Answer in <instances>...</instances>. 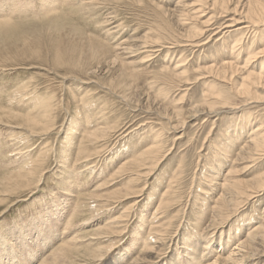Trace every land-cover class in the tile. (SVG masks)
Masks as SVG:
<instances>
[{
	"label": "rangeland",
	"instance_id": "1",
	"mask_svg": "<svg viewBox=\"0 0 264 264\" xmlns=\"http://www.w3.org/2000/svg\"><path fill=\"white\" fill-rule=\"evenodd\" d=\"M59 1L47 13V0H0V17L11 14L6 24L0 18V176L40 154L44 169L39 182L8 193L1 176L0 225L30 219L53 201L64 206L72 197L77 211L62 235L77 237L81 247L73 264H208L231 251L234 258L218 264H264V240L238 246L264 224V188L215 209L227 178L252 190L264 184L254 180L264 172V152L247 151L252 132L264 125V89L247 95L234 86L256 71L264 54L246 67L247 46L232 53L229 44L238 36H223L233 28L220 27L241 16L242 1L204 0L198 18L185 4L193 0ZM202 25L204 33L194 36ZM261 37L246 44L263 49ZM223 61L246 68L231 79L205 68ZM40 101L51 105L48 130L31 124ZM71 123L79 126L72 149L66 140ZM95 129L98 136L84 139L89 147L79 156L82 138ZM157 144L158 163L143 167L131 184L129 171L117 172ZM171 183L170 207L160 213L155 209ZM116 219L115 231L102 232L100 226ZM163 223L167 229L151 232ZM140 234L150 253L145 242L134 244ZM100 247V257L89 252ZM127 247L129 254L118 259Z\"/></svg>",
	"mask_w": 264,
	"mask_h": 264
},
{
	"label": "bare ground",
	"instance_id": "2",
	"mask_svg": "<svg viewBox=\"0 0 264 264\" xmlns=\"http://www.w3.org/2000/svg\"><path fill=\"white\" fill-rule=\"evenodd\" d=\"M241 1H242V4H241L240 8L238 9V12L241 14V16L231 17L230 19L221 23L220 27H222V28H233L231 30H226L225 32H223V36H227L233 32H234V34H236L238 36V37H235V39L232 43H230V42H229L230 44L228 43L230 45L231 51H232V53H236L238 51L241 53L242 50H245V48H246L245 46H247V48H246L247 52H246V55H244L245 58L243 57L245 59L244 65L246 67H249V66L252 67V65H254V62H256V58L261 57L264 54V48L263 49L257 48V50L252 49L251 46H253V44L251 46L247 45L246 41H247V39H249L252 41V43H255L256 40H260V38L262 39L261 36H264V0H239V3ZM59 2H61V0ZM64 2H63V4H64ZM47 3H49V4L47 5V9L45 12H47V13L55 12V9L57 7L56 0H54V1L53 0H47ZM18 4H19V2H18ZM185 4L186 5L189 4L188 5L189 7L193 5L191 8L192 11H190V9L188 10L189 12H191L193 14V16H192L193 18H195V17L198 18L199 16H203L201 14H203V12L205 11L204 6L206 4V3L204 4V0H193L192 2L185 3ZM16 7H17V5H16ZM45 12H44V14H45ZM0 13H1V11H0ZM217 13L220 14V12H217ZM7 15H8V17H7ZM213 15H211L209 18H207V20H205V23L211 22L213 20V17H214ZM2 16L0 18L4 21H2L1 24L8 23V21L6 22V20L10 21V18H11L10 13H7L6 15L3 14ZM185 18L188 19L186 16H185ZM189 19H192V18H189ZM222 19H223V17H222ZM205 27H207V25H205V26L202 25L199 28L195 27L197 30L193 31L194 36L199 35L201 32L204 33ZM220 32H222V31H220ZM230 37H228V38H230ZM242 45H245V46H242ZM228 46H227V48H228ZM239 57L240 56H238L237 59H239ZM230 58H232V57H230ZM235 58H236V55H235ZM226 59H227V57H226ZM236 62H233V61L225 62V61H223V63H221L220 65H212V66H208L205 68H206V70L207 69L212 70V72L215 73V75L220 76V78L221 77L226 78L227 76H230V79H231L235 74H238L237 72L240 73L241 68H243V67H238V64H236ZM214 64H216V62H214ZM179 66H180V64L177 65L178 68H179ZM246 67H244V68H246ZM254 67H255V65H254ZM180 68H181V66H180ZM255 69H256V71H254V70L249 71L247 69L249 72L247 74L243 75L242 81H240V83L239 82L235 83L236 85H234V86H235V88H237L238 91H241L243 94L252 95V94L256 93L257 88H263L264 89V61L260 62L258 64L257 68H255ZM183 70H184V68H183ZM183 70L181 71V74L184 73ZM40 103H41V107L38 110V114L31 118V121H32L31 124H32V127H36L38 124L39 125L43 124L44 129L48 130L50 128V125H52L51 124L52 120H50V111H51L50 106L51 105H49L46 102H41V101H40ZM2 114H4V113H1V115ZM250 125L251 124H249V128H250ZM78 128H79V126L77 124L71 123L70 128H69L70 134H68V136L66 137L67 144L69 145V148L74 141L73 136L75 135V133L77 131L79 132ZM97 130L98 129H95L94 131H92L90 133L88 132L87 137L84 136L82 138L81 144H80L81 147L78 148L79 149V151H78L79 156H81L80 155L81 153L86 152L85 148L87 149V147H89V146H87V147L83 146L84 145V139L89 137L91 140V138L98 136ZM100 132H99V134H100ZM234 133H235V131H234ZM237 134H239V133H237ZM228 136H231V135H228ZM79 141H80V139H79ZM85 145H86V143H85ZM224 145H226V144H224ZM159 146H158V144L153 145L149 149H147L146 151L141 152L140 155L137 154L138 156L134 157L131 161L123 164L118 169L117 172H122V171L128 172L129 171L130 172L129 174L133 175L132 178L130 179V184H131L133 182V180H136V179H138V177H140V175L142 174L143 167H145L149 164H152V163H154L153 165L155 166V164L158 163L154 159L156 158L159 150H161ZM71 149H72V146H71ZM247 149H248L247 151L253 152V154L256 153V154L262 155L261 152H264V125L259 126L257 129H255L252 132V136H251L249 146ZM69 152H71V151H69ZM42 155L40 154L37 158H34V159L32 158L33 160L28 161L22 167L17 166L18 168L14 169V170H9V171L6 169V171H8V172L6 174H4V176L1 175L3 177V179H1V180H3L2 181L3 187H4L3 191L8 193L9 191H12V190L16 191L17 189H20L22 187H26V186L29 187V186H31V184H34V181H35V183L39 182L42 179L41 174L44 170L42 168V166H43V162H42V158H41ZM215 163L218 164L217 162H215ZM17 165H19V164H17ZM233 173H234V170L229 168L228 175L233 174ZM134 175H136V176H134ZM1 176H0V178H1ZM215 176H216V174H215ZM71 179H73L72 176H71ZM254 180H256V182H257V180L258 181L259 180L264 181V172L257 175L256 178H254ZM244 182L245 181H242L239 179H234L233 176L230 178H227V181H225V183L222 186V187H224V190L221 193L220 199L215 206V209H218V212L223 210V207H225V205L230 201V199L232 201V199L236 198L235 197L236 195L244 194L246 196H249V198L252 199L258 193H260L264 188V184H262L261 181H259V183H261V184H258V186L256 185L255 187H252V185H250V187L254 188L253 190L250 189L249 187H248L249 189L245 188ZM172 186H174L173 183L170 184L168 191L165 190L166 191L165 192L166 194L164 193L165 196L168 195V193H170V192L171 193L174 192V188ZM65 189H67V185H66ZM67 190L69 191V195H71L72 192H74V191H72V181H71V185L69 186V188ZM170 195H168V198H164L163 201L161 200V202H159L160 204L156 207V209H155L156 211H159L161 213L162 211H164L163 209L167 208L168 206L170 207V205H169L171 203V198H170L171 196ZM100 196L101 195H99L98 198ZM60 205H61V203L53 201L52 203L47 205L45 210H41L38 213V215H33L30 219L21 218L20 221H18V222L15 221L13 225H8V223H3V225L1 224L0 225V264H73L72 263V257L75 255V253L81 252V247H79V245L77 243L78 242L77 237H75V236L72 237V236H70V234L65 236V235H62V232H65V230H67V229H72V214H73L72 210H74V213L77 210L72 205V197L68 201L64 202V206H60ZM237 205L238 204H236V206ZM78 206H81V205H78ZM119 220L120 219H116L117 222L116 221L113 222L114 224H112L110 226H100L102 228L101 229L102 232H103L104 228H105L104 230L115 231L114 229L117 228L116 225L120 224ZM108 224H110V222ZM166 225H167V223H163V224L157 225V226L154 225L156 227L151 228L150 230H151V232L153 231V234H156L157 232L163 231L165 229ZM7 228H9V229H7ZM167 228L168 227H166V229ZM195 235H196V233H195ZM139 240L141 242L143 241V243L144 242L146 243L145 247H144L145 253L146 252L150 253L153 250V247H151L149 241L146 239L144 240L143 235H141L139 237V239H137L135 241L134 244L135 245L138 244L136 242H138ZM209 240H210V238H209ZM259 240L260 241L264 240V224L261 226H258L256 229L251 231L248 234L247 238L244 241H242L241 243H239L238 246H240L241 249L247 248L248 246L251 247L252 244L254 245V243L258 242ZM196 241H198V240H196ZM226 243H228V242H226ZM208 245H210V244H208ZM189 246H191V244H189ZM234 248H236V247H234ZM241 249L238 250V252L242 251ZM101 251H102L101 247H100V249L95 248V249L89 250V252L92 255H94V257H100L102 255ZM130 251H131V247L130 248L127 247L126 251L123 254H121L118 259H122V258L124 259L125 256L127 254H129ZM39 252H42V253L39 255ZM233 254L235 255V251H231L227 257H223V258L220 257L221 255H218L216 257V259H214L213 261H211L208 264H218L221 261H222V263L226 262L227 259H232V257L234 256ZM199 257L200 256L198 255V257H197L198 260L196 259L198 262L200 260ZM143 258L144 257H141V259H143ZM135 259H136V257H135Z\"/></svg>",
	"mask_w": 264,
	"mask_h": 264
}]
</instances>
